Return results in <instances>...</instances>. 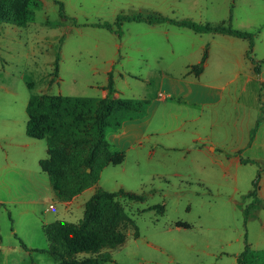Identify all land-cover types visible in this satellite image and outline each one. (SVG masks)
Here are the masks:
<instances>
[{
    "label": "rangeland",
    "instance_id": "1",
    "mask_svg": "<svg viewBox=\"0 0 264 264\" xmlns=\"http://www.w3.org/2000/svg\"><path fill=\"white\" fill-rule=\"evenodd\" d=\"M59 1L65 17L54 0H25L24 26L0 24L1 264H54L46 252H25L18 238L46 247L40 223H78L83 215L81 203L64 210L39 166L46 143L25 134L29 96L100 98L109 71L115 97L148 104L141 117L107 129L111 151L124 153L90 187L121 188L145 199L117 198L133 221L122 244L73 257L105 253L102 264H237L246 244L264 250V126L260 145L249 142L250 130L258 120L255 135L264 119V0ZM135 13L229 25L254 32V45L247 53L246 39L167 22H124L120 36L90 25ZM204 50L202 74L190 71ZM202 85L210 87L207 93ZM257 176L262 206L245 218ZM154 204H163L164 212L147 209Z\"/></svg>",
    "mask_w": 264,
    "mask_h": 264
},
{
    "label": "trees",
    "instance_id": "2",
    "mask_svg": "<svg viewBox=\"0 0 264 264\" xmlns=\"http://www.w3.org/2000/svg\"><path fill=\"white\" fill-rule=\"evenodd\" d=\"M24 1L0 0V24L6 22L24 26L29 14L23 5ZM54 2L59 6L60 16L65 17L62 2L59 0ZM130 21L148 24L167 22L190 28L197 33H220L243 38L248 41L247 53H250L254 45V32L237 30L224 24L175 20L160 14H119L113 23L96 22L90 25L115 31L120 36L122 24ZM205 59L206 50L199 63L190 71L199 73ZM57 68L56 58L55 73ZM253 70L258 73V66L254 65ZM105 89L106 94L100 98L41 93L31 94L27 100L25 134L31 138L45 139L49 156L41 161V167L47 172L56 197L61 200H71L86 188L96 184L101 170L106 165L121 160L117 158V154L124 152L111 151L106 131L108 128L113 130L120 128L125 120L141 117L147 108L146 99L115 97L110 71ZM257 124L258 120L250 130L249 142L254 137ZM239 161L245 162L242 158ZM258 179L259 176L253 181L252 190L247 193V196L254 199L243 208L245 218L251 210L262 206L261 200L257 197ZM119 196L133 201L145 199L143 193L125 191L121 188L109 191L98 186L85 201L83 215L78 223L57 220L42 225V230L49 241L46 248L29 249L18 238L19 243L26 250L50 254L55 259V264H102L108 260L105 253L83 260H78L73 255L82 252L97 253L105 246L113 247L124 242L126 224L128 222L133 224V221L126 216L123 206L117 199ZM147 209L162 214L164 205L154 204ZM236 263L264 264V250H254L246 244L236 256Z\"/></svg>",
    "mask_w": 264,
    "mask_h": 264
},
{
    "label": "crops",
    "instance_id": "3",
    "mask_svg": "<svg viewBox=\"0 0 264 264\" xmlns=\"http://www.w3.org/2000/svg\"><path fill=\"white\" fill-rule=\"evenodd\" d=\"M213 34H220V33H213ZM226 35V34H225ZM222 36V35H221ZM230 36V35H229ZM235 37V36H234ZM222 38H224V37H222ZM208 59V56H206V59H205V61H204V64H203V67L206 65V60ZM199 61H200V58L198 59V60H196V63H199ZM187 66H189V65H187ZM202 72H203V70H201L199 73L200 74H202ZM204 88H206V93L208 92V89L210 88L209 86H207V85H202ZM167 89L169 88V87H166ZM211 88H213L214 89V87H211ZM174 91V90H173ZM159 94L161 95H159V97L161 98V99H163V100H166L167 98V95L168 94H163V93H161V92H159ZM102 96H104V95H102ZM203 101V100H202ZM261 114H259V113H257V117H259ZM125 122V121H124ZM126 122L125 123H123V125L122 126H126ZM121 126V127H122ZM264 126V119L260 122V124H259V127H258V130L256 131V133H255V135H254V137H253V140H252V142H251V145H250V147H256V146H259L260 145V132H261V128ZM122 134H124V132L122 133ZM121 135V134H120ZM116 138H118V137H116ZM36 139V138H35ZM45 140V139H44ZM46 143V142H45ZM237 148H232V150H236ZM46 153H47V156L45 157V158H43V159H40V161H39V166H40V168L42 169V167H41V161L42 160H44V159H47L48 158V156H49V153H48V149H47V146H46ZM43 170V169H42ZM44 171V170H43ZM44 172H46V171H44ZM47 173V172H46ZM48 175V174H47ZM49 179V178H48ZM51 185V184H50ZM51 188H52V186H51ZM52 190V193H53V195H54V197L58 200V202H60V203H62L63 205H64V210L65 211H74L75 209V205L77 204V205H79L80 203V205H83L84 206V203H85V201L91 196V194L94 192V187H88V188H86L85 190H83L80 194H84V192H88V194H87V198L86 199H83L82 200V202L79 200V196H80V194H78V195H76V196H74L71 200H68V201H66V200H61V199H59L58 197H56V195H55V193H54V191H53V189H51ZM33 202V201H32ZM54 206L53 205H50V207L49 208H53ZM84 209V208H83ZM54 221H57V220H54ZM64 221V220H63ZM53 222V221H52ZM67 222V221H66ZM43 224H47V222H42V223H40V228H41V230H42V225ZM42 232H43V230H42ZM44 233V232H43ZM45 235V234H44ZM47 238V237H46ZM24 243V242H23ZM25 244V243H24ZM49 244V243H48ZM26 245V244H25ZM48 246V245H47ZM46 246V247H47ZM22 247V246H21ZM26 247L27 248H29V249H32V248H46V247H39V246H34V245H26ZM23 248V247H22ZM24 250H25V252H28L29 254L30 253H35V252H37V251H30V250H26L25 248H23ZM2 256V250H0V257ZM53 261H54V264L56 263V261H55V259H53ZM0 264H1V258H0ZM31 264H36L35 262H32Z\"/></svg>",
    "mask_w": 264,
    "mask_h": 264
}]
</instances>
